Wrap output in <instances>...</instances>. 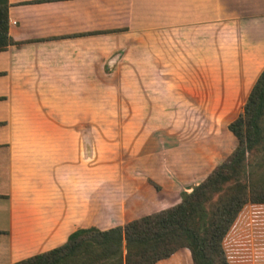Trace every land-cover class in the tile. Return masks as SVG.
<instances>
[{
	"label": "crops",
	"instance_id": "crops-1",
	"mask_svg": "<svg viewBox=\"0 0 264 264\" xmlns=\"http://www.w3.org/2000/svg\"><path fill=\"white\" fill-rule=\"evenodd\" d=\"M7 4V32L20 44L0 51V264L57 247L77 228L102 230L175 204L215 167L192 183L201 148L190 164L176 158L186 147L172 129L121 130L132 137L126 148L139 178L105 173L93 184L86 138L104 135L60 128L61 94L78 104L96 92L103 103L137 106L141 121L191 105L212 106L214 119L213 106L245 103L264 68V0ZM239 251L235 260L225 251L230 264H264L258 253ZM154 264L191 261L181 248Z\"/></svg>",
	"mask_w": 264,
	"mask_h": 264
},
{
	"label": "trees",
	"instance_id": "trees-1",
	"mask_svg": "<svg viewBox=\"0 0 264 264\" xmlns=\"http://www.w3.org/2000/svg\"><path fill=\"white\" fill-rule=\"evenodd\" d=\"M7 7L0 0V51L20 44L8 35ZM226 130L234 148L175 204L102 230L77 228L63 244L14 264H154L181 248L191 264H230L223 237L245 204L264 205V68Z\"/></svg>",
	"mask_w": 264,
	"mask_h": 264
},
{
	"label": "rangeland",
	"instance_id": "rangeland-1",
	"mask_svg": "<svg viewBox=\"0 0 264 264\" xmlns=\"http://www.w3.org/2000/svg\"><path fill=\"white\" fill-rule=\"evenodd\" d=\"M61 93H63L62 90ZM103 101L98 93L92 92L91 96L86 99L82 98L80 103L73 104L70 98L61 94L60 128L91 129L93 134L101 132L104 135H93L86 138L91 146L88 150L92 152L93 184L100 182L95 179L98 176H105V173L108 179L117 173L123 182H128L125 178L129 180L139 178L140 175L135 174L139 171L137 168L139 162L135 161L136 154L132 153L130 148H126L127 145H131L132 137L130 135L120 136L121 130L130 132L131 130L157 128L172 129L176 134H180L178 140L186 148L180 149L182 151L178 156L176 155V158L186 163L194 160L195 149L201 148L199 151L204 159L200 161V167L195 169L196 173L190 179L192 183L197 182L201 176H204L227 156L231 149L230 140L232 139L225 132V126L236 117L241 107L238 105L219 106V108L213 106L215 110L218 109L219 113V116H214L213 119L212 106H166L165 112L168 113V119L141 121L134 119L133 116L137 106L116 105L111 100L108 102L106 100L104 103ZM263 155L261 154V157ZM254 162L259 164L260 157ZM109 185L111 186L112 183L109 182ZM126 192L124 191V194ZM145 212L144 210L142 213ZM224 246L227 255L233 260L242 248L251 250L253 255L258 253L256 261L264 257V205L251 204L243 208L225 237Z\"/></svg>",
	"mask_w": 264,
	"mask_h": 264
}]
</instances>
